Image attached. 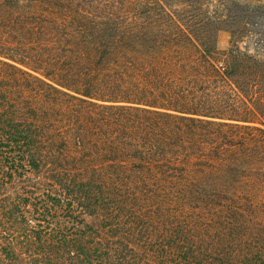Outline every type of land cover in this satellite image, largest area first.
<instances>
[{"label": "trees", "instance_id": "trees-1", "mask_svg": "<svg viewBox=\"0 0 264 264\" xmlns=\"http://www.w3.org/2000/svg\"><path fill=\"white\" fill-rule=\"evenodd\" d=\"M0 264H264V0H0Z\"/></svg>", "mask_w": 264, "mask_h": 264}, {"label": "rangeland", "instance_id": "rangeland-1", "mask_svg": "<svg viewBox=\"0 0 264 264\" xmlns=\"http://www.w3.org/2000/svg\"><path fill=\"white\" fill-rule=\"evenodd\" d=\"M230 38H231L230 33L227 30L221 29L220 31H218L217 38H216V44H217L218 50L224 51L228 49V47L230 46ZM245 44L246 42L242 43L241 46H244ZM88 220L92 221L93 219L88 218ZM189 227H191V225L185 226L183 224H179L178 226H175L174 222L173 223L167 222V223H164L163 225H161V223H156V224L154 223L153 226H148L147 228H148V232L155 233L157 235L163 236L162 238H164V236H171L172 233L174 234V232H176V229L178 230L184 229L186 232H188ZM136 238H140V235L137 236Z\"/></svg>", "mask_w": 264, "mask_h": 264}]
</instances>
